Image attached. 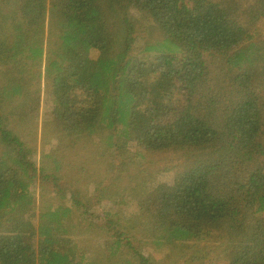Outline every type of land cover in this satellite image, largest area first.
I'll list each match as a JSON object with an SVG mask.
<instances>
[{
    "label": "trees",
    "instance_id": "trees-1",
    "mask_svg": "<svg viewBox=\"0 0 264 264\" xmlns=\"http://www.w3.org/2000/svg\"><path fill=\"white\" fill-rule=\"evenodd\" d=\"M261 19L264 0H0V264H264ZM215 54L245 72L214 74ZM43 68L62 127L38 162ZM176 146L180 181L132 185L142 148Z\"/></svg>",
    "mask_w": 264,
    "mask_h": 264
},
{
    "label": "rangeland",
    "instance_id": "rangeland-1",
    "mask_svg": "<svg viewBox=\"0 0 264 264\" xmlns=\"http://www.w3.org/2000/svg\"><path fill=\"white\" fill-rule=\"evenodd\" d=\"M185 3L189 6H193L195 3H197L198 0H184ZM141 23L143 27H153L154 23L152 22L151 15L148 13H144L143 17H141ZM257 29L260 31L261 39L264 43V19L259 20L256 23ZM46 36V28L40 29L37 37L41 42L45 41ZM257 41H259L258 38H256ZM249 41V40H248ZM210 68L212 72L218 76H232L234 73L237 72H245L246 69H237L232 68L228 65L226 58L223 57L220 54H215L210 56ZM247 70H249L251 73H253L252 77H257L259 79L264 78V69L262 67H252L247 66ZM260 83H263L259 80H257ZM38 86L41 90V105L39 108V118L38 121L33 123V125L29 128L24 130L23 135V142H24V148L26 152L28 153V157L34 158L36 161H40L42 159V155L48 153L50 150L56 146L57 144V131L60 132L61 125L59 122H56L51 119L49 116V113L46 114L47 108L50 110V104L52 102V95H53V86L50 81V79L46 75V69H42V74L38 80ZM260 92L264 91V86L258 87ZM21 124V123H20ZM80 127L78 126L75 130H79ZM108 132H111L110 130ZM107 132V133H108ZM99 138V137H98ZM184 146H176L173 149H167L163 151H148L146 148H142V151L148 157V159H153V161H144L143 168H148L149 171L147 173L135 180V182L132 184L133 186H138L141 188L142 186H148L152 183H157L158 181H164L171 184H175L178 181H180L183 176L190 171L193 168V164L189 162L188 159L185 158V153L183 150ZM84 155L85 153L88 156H97L99 159H101L103 162L107 161L106 156V150H94L91 148H88L87 150L83 151ZM40 165V163L38 164ZM164 167H171L169 170L162 172V169ZM157 172L155 173V171ZM27 182H30L28 179H26ZM64 180H66V177H64ZM125 181H128L127 179ZM40 183V181H37L36 183H28L31 184L33 193L37 196L39 195V189L37 186H34L36 184ZM38 198L36 200V204L38 203ZM98 236L100 234L98 232H94L92 237L87 239L84 243L87 249L90 251L95 250V247L98 243ZM83 243V244H84ZM157 252H160V250L155 249ZM155 259H161V264H175L171 259L162 257L161 254H155Z\"/></svg>",
    "mask_w": 264,
    "mask_h": 264
}]
</instances>
